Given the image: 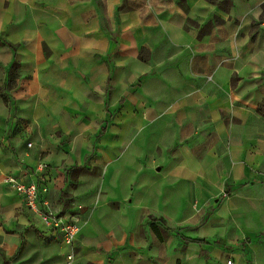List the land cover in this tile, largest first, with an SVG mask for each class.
Segmentation results:
<instances>
[{
    "label": "crops",
    "instance_id": "1",
    "mask_svg": "<svg viewBox=\"0 0 264 264\" xmlns=\"http://www.w3.org/2000/svg\"><path fill=\"white\" fill-rule=\"evenodd\" d=\"M39 162L73 264H264V0H0V264H66Z\"/></svg>",
    "mask_w": 264,
    "mask_h": 264
},
{
    "label": "built area",
    "instance_id": "2",
    "mask_svg": "<svg viewBox=\"0 0 264 264\" xmlns=\"http://www.w3.org/2000/svg\"><path fill=\"white\" fill-rule=\"evenodd\" d=\"M30 146L31 142H27ZM38 180L25 182L18 176L7 175L6 181L9 182L19 195L24 204L32 211L38 213L45 227L50 231L51 235H56L64 246L63 259L66 264H73L76 245V234L80 229L81 220L75 212H61L52 208L44 199L45 193L49 189L46 182L47 169L42 162L37 164ZM76 208L81 210L84 208L82 204H76ZM231 259H227L230 263Z\"/></svg>",
    "mask_w": 264,
    "mask_h": 264
}]
</instances>
